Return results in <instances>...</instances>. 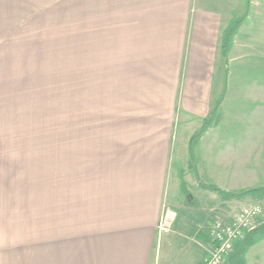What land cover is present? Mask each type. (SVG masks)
<instances>
[{
  "label": "crops",
  "instance_id": "crops-1",
  "mask_svg": "<svg viewBox=\"0 0 264 264\" xmlns=\"http://www.w3.org/2000/svg\"><path fill=\"white\" fill-rule=\"evenodd\" d=\"M232 10L227 0H101V155L111 136L102 131H114L112 163L101 177V225L68 229L49 245L38 238L16 264H160L155 240L165 207L187 211L176 238L189 236L184 226L201 230L186 255L200 264L212 249L207 230L218 208L264 197L225 200L196 178L231 194L264 188V77L246 74L256 61L231 57L235 43L223 57ZM209 119L195 141L197 171L190 170L189 143ZM178 158L182 174L171 166ZM174 178L177 193L169 187ZM182 179H193L185 193ZM258 254L264 257L249 252L246 264H264Z\"/></svg>",
  "mask_w": 264,
  "mask_h": 264
},
{
  "label": "rangeland",
  "instance_id": "rangeland-1",
  "mask_svg": "<svg viewBox=\"0 0 264 264\" xmlns=\"http://www.w3.org/2000/svg\"><path fill=\"white\" fill-rule=\"evenodd\" d=\"M227 1L228 7L233 5L231 25L245 20L249 10L232 38L230 47L235 43L237 50L231 57L256 61L246 74L264 77V0H249L250 6L247 0ZM104 111L101 0H0V264H16L20 250H32L38 238L49 245L50 238L66 235L68 229L77 234L81 227L95 232L100 227L101 177L112 163L114 149L110 143L114 131L108 126L102 133L111 136L102 144L101 155ZM190 159L194 164L190 170L197 171ZM171 166L180 174L186 172L181 159H173ZM196 178L203 190L207 191L202 185L214 186ZM192 180H180L181 193L192 189ZM178 181H169L171 192L173 188L178 192ZM260 197L232 208L219 207L207 235L216 222L230 224L247 206H259L255 232L264 224V197ZM167 211L176 215L173 229L187 212L177 208L178 219L165 207L160 220ZM159 225L160 221L155 249L161 246L160 264H188V251L197 249L191 239L201 230L184 226L189 236L183 239L176 238L173 229L161 233ZM252 232L242 231L245 234L234 240L233 249ZM249 252L253 258L264 253V237L247 250L245 262L250 261Z\"/></svg>",
  "mask_w": 264,
  "mask_h": 264
},
{
  "label": "built area",
  "instance_id": "built-area-1",
  "mask_svg": "<svg viewBox=\"0 0 264 264\" xmlns=\"http://www.w3.org/2000/svg\"><path fill=\"white\" fill-rule=\"evenodd\" d=\"M260 215L259 206H247L238 210L230 224L216 222L212 227V249L202 264H224L233 252V243L236 239H242L245 233L256 229V218ZM176 220L175 213L167 211L160 220L159 229L163 234H169Z\"/></svg>",
  "mask_w": 264,
  "mask_h": 264
},
{
  "label": "trees",
  "instance_id": "trees-1",
  "mask_svg": "<svg viewBox=\"0 0 264 264\" xmlns=\"http://www.w3.org/2000/svg\"><path fill=\"white\" fill-rule=\"evenodd\" d=\"M247 1H248V5L250 6V1L249 0H247ZM248 14H249V10H248V13L246 14L245 20H240V21L233 23L224 32L223 43H222V47H221L223 57H226L228 48L230 47V45L232 43V38H233L236 30L239 29L245 23V21L248 17ZM209 123H210V119L205 121L202 129L192 137L191 142L189 143V154H190L193 162H194V157L192 155L193 143L202 136V134L206 131ZM202 187L204 189L218 193L225 200H239V199H242L248 195H256V194H260V193L264 192V190L256 189V190L246 191V192H243L240 194H227V193L221 191L216 186L202 185ZM263 237H264V224H262L255 232L253 231L251 234H249L248 237L242 243H240L236 246V248H235V250H233L234 252L231 254L227 264H246L245 254H246L247 250L250 247H252L253 245H255L257 242H259V240Z\"/></svg>",
  "mask_w": 264,
  "mask_h": 264
}]
</instances>
